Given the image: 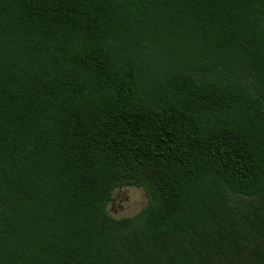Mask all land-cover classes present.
<instances>
[{"label":"trees","instance_id":"obj_1","mask_svg":"<svg viewBox=\"0 0 264 264\" xmlns=\"http://www.w3.org/2000/svg\"><path fill=\"white\" fill-rule=\"evenodd\" d=\"M0 264H264V0H0Z\"/></svg>","mask_w":264,"mask_h":264},{"label":"rangeland","instance_id":"obj_2","mask_svg":"<svg viewBox=\"0 0 264 264\" xmlns=\"http://www.w3.org/2000/svg\"><path fill=\"white\" fill-rule=\"evenodd\" d=\"M146 204V195L141 187L123 186L114 189L107 205V212L115 218L132 216Z\"/></svg>","mask_w":264,"mask_h":264}]
</instances>
